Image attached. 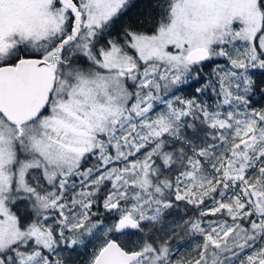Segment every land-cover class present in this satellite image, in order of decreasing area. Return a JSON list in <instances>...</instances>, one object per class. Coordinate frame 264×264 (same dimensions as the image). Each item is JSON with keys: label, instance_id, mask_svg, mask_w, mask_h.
Wrapping results in <instances>:
<instances>
[{"label": "snow or ice", "instance_id": "6c2138e0", "mask_svg": "<svg viewBox=\"0 0 264 264\" xmlns=\"http://www.w3.org/2000/svg\"><path fill=\"white\" fill-rule=\"evenodd\" d=\"M139 7L0 0V264H264V0Z\"/></svg>", "mask_w": 264, "mask_h": 264}, {"label": "trees", "instance_id": "16d2710c", "mask_svg": "<svg viewBox=\"0 0 264 264\" xmlns=\"http://www.w3.org/2000/svg\"><path fill=\"white\" fill-rule=\"evenodd\" d=\"M136 2L139 3L141 7L133 9L129 17L125 18L129 23L138 20L141 22L147 20L150 24L158 18V13L160 11L159 5L163 3V0H136ZM144 5L150 6L145 7ZM149 13H151V16L148 15ZM257 78H259V76ZM254 99L259 100V96ZM254 106L257 108L264 107V101H259V103H255ZM187 134H190V130ZM191 214V206H188L186 209L185 205L180 203L178 208L172 210L171 214L167 215L166 220L171 222V230L164 228L162 225L157 226L162 227L164 232H171L173 230L176 232L171 243L173 248L176 249L175 255L177 257L190 252L193 247L194 242L189 237H186L181 231V228L178 227V225H181Z\"/></svg>", "mask_w": 264, "mask_h": 264}, {"label": "rangeland", "instance_id": "374dc122", "mask_svg": "<svg viewBox=\"0 0 264 264\" xmlns=\"http://www.w3.org/2000/svg\"><path fill=\"white\" fill-rule=\"evenodd\" d=\"M164 228L171 230V222L165 220L164 224L162 225Z\"/></svg>", "mask_w": 264, "mask_h": 264}]
</instances>
